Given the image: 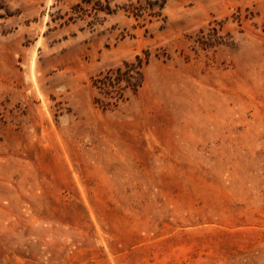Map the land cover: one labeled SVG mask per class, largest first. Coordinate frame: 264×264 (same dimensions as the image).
I'll list each match as a JSON object with an SVG mask.
<instances>
[{"label":"rangeland","instance_id":"374dc122","mask_svg":"<svg viewBox=\"0 0 264 264\" xmlns=\"http://www.w3.org/2000/svg\"><path fill=\"white\" fill-rule=\"evenodd\" d=\"M79 1L0 0V264H264V0Z\"/></svg>","mask_w":264,"mask_h":264},{"label":"trees","instance_id":"16d2710c","mask_svg":"<svg viewBox=\"0 0 264 264\" xmlns=\"http://www.w3.org/2000/svg\"><path fill=\"white\" fill-rule=\"evenodd\" d=\"M83 4H88L85 7ZM99 11L111 13L110 0H80L71 7L69 13L52 14V21L64 20L72 22L76 18L91 16L94 19ZM203 31V30H202ZM150 62V52L145 56L137 54L134 59L126 60L122 64L107 69L92 78V84L98 90L95 103L104 109H112L128 100L129 93L136 94L145 82V66Z\"/></svg>","mask_w":264,"mask_h":264}]
</instances>
